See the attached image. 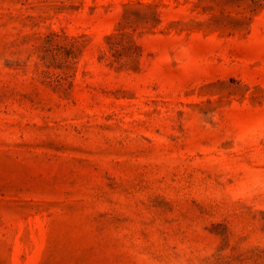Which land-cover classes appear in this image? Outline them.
<instances>
[{"label":"rangeland","instance_id":"obj_1","mask_svg":"<svg viewBox=\"0 0 264 264\" xmlns=\"http://www.w3.org/2000/svg\"><path fill=\"white\" fill-rule=\"evenodd\" d=\"M0 264H264V0H0Z\"/></svg>","mask_w":264,"mask_h":264}]
</instances>
